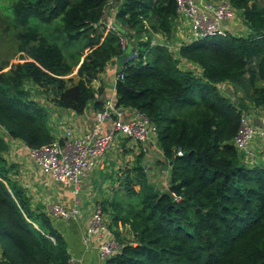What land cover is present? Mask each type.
Listing matches in <instances>:
<instances>
[{
    "label": "trees",
    "instance_id": "trees-1",
    "mask_svg": "<svg viewBox=\"0 0 264 264\" xmlns=\"http://www.w3.org/2000/svg\"><path fill=\"white\" fill-rule=\"evenodd\" d=\"M228 1L250 32L188 42L178 55L151 38L140 41L143 31L169 39L175 0H121L115 29L103 22L108 0L12 1L25 26L18 32L19 50L30 60L6 71L9 62L0 63V127L7 135L30 149L54 140L27 81L51 88L59 107L77 114L89 104L101 110L91 82L121 57L126 60L116 104L156 124L157 146L171 163L162 193L141 164L125 172L122 193L111 205L119 250L104 264H264V166L242 162L233 145L244 113L237 103L264 111V2ZM123 30L135 34L138 58L122 49ZM179 58L200 73L181 68ZM76 67L79 78L67 88L62 77ZM223 83L233 87L227 96ZM7 149L0 135V264H73L61 232L17 182ZM119 224L128 227L129 237Z\"/></svg>",
    "mask_w": 264,
    "mask_h": 264
},
{
    "label": "crops",
    "instance_id": "crops-1",
    "mask_svg": "<svg viewBox=\"0 0 264 264\" xmlns=\"http://www.w3.org/2000/svg\"><path fill=\"white\" fill-rule=\"evenodd\" d=\"M120 1L118 0L116 8ZM114 20V15H111L107 20V25H109L107 29L110 28L111 24L115 25ZM223 27L228 35L243 36L250 32L243 20L241 22L223 23ZM239 31L242 34H239ZM156 39H163V37L157 35ZM168 41H171L174 45L170 49L171 52L178 55L179 47L190 41L189 23L177 17ZM127 54L130 53L127 52ZM129 58L131 57L129 56ZM125 60L116 57L109 61L105 70L91 82V86L96 90V97L101 99L103 104L105 99L113 100L114 106L121 111L123 119H128L133 116L132 109L118 107L115 94V75L117 71L121 70ZM192 65L195 69L197 68L195 64L179 58L181 68H192ZM70 77H73V81ZM62 78L68 88L74 85L79 77L73 71ZM26 88L29 90V98L44 110L47 117V126L54 140L59 139L66 128H70L74 134L80 135L92 126L94 115L98 111L92 104H89L83 113L77 114L70 109L57 106L51 88L44 90L32 82L27 83ZM232 88L230 83L220 85L221 92L226 96L230 94ZM48 92L53 95L49 96ZM249 114L256 126H264V111L262 109L251 110ZM112 120V117H110L104 122L102 126L104 131L110 127ZM0 135L8 146L4 157L9 163L16 165L15 178L17 182L29 197L32 207L45 213L50 218L53 226L61 232L73 264H104L105 258L100 256L98 250L100 240L92 236L88 242H85L84 233L89 225L93 207L96 204L102 207L105 218L111 222L113 211L111 205L115 195H121L122 193L124 188L123 179L127 170H132L136 165L141 164L149 183L157 192H167L169 188L171 164L162 158L157 142L149 141L140 144L118 138L109 150L99 158L95 167L81 179L80 192L76 196L80 206V215L75 218L59 219L53 216L51 207L53 204H61L66 207L71 205L73 198L72 185L56 182L50 173L41 169L31 157L30 147L24 141L11 138L1 127ZM249 150L255 156L241 159V161L250 166H264V148L259 139L252 142ZM110 226L113 231L115 225L110 224ZM123 232L126 237H129L128 227Z\"/></svg>",
    "mask_w": 264,
    "mask_h": 264
},
{
    "label": "built area",
    "instance_id": "built-area-1",
    "mask_svg": "<svg viewBox=\"0 0 264 264\" xmlns=\"http://www.w3.org/2000/svg\"><path fill=\"white\" fill-rule=\"evenodd\" d=\"M175 3L177 17L189 23V42L207 37L226 36L227 31L224 29L223 23L235 22L239 19L238 12L228 0H175ZM113 15L115 14L113 13ZM110 28L115 29L114 24H111ZM118 35L121 47L125 50L127 40L121 31ZM157 35H161L163 39H156ZM152 44L163 45L168 49L172 48L171 41L169 42L160 33L154 34ZM133 54L135 55V53ZM122 78L121 70L117 71L115 85L117 80ZM131 109L133 116L123 119L121 111L114 106L113 100L105 99L103 108L94 115L92 126L82 134L76 135L72 129L66 128L59 139L40 148L30 149V155L37 165L50 173L56 182L72 185L71 205L66 207L61 204H53L51 211L54 217L69 219L80 215V206L76 196L80 192L81 179L109 150L115 136L122 135L123 138L140 144L149 141L157 142L156 124L136 109ZM110 117L113 119L111 125L104 131L102 126ZM256 139L260 140L264 148V126H256L250 114L243 113L237 133L233 138V145L241 159L255 156L249 147ZM177 154L181 155L182 153L178 151ZM179 199V197H175V200ZM110 223L105 218L102 207L96 204L84 233V241L88 242L92 236L97 237L100 240L98 250L102 258L110 257L119 250V244L111 232ZM121 228L122 226L119 224V229Z\"/></svg>",
    "mask_w": 264,
    "mask_h": 264
},
{
    "label": "rangeland",
    "instance_id": "rangeland-1",
    "mask_svg": "<svg viewBox=\"0 0 264 264\" xmlns=\"http://www.w3.org/2000/svg\"><path fill=\"white\" fill-rule=\"evenodd\" d=\"M12 1L13 0H0V63L3 61H8L9 65L8 67H6L4 69V71H6L8 68H10V66L12 64H17V63H22L25 61L30 60V58H28L27 54L25 51H20V45H22V42L20 41V39L18 38V32H22L23 28H25V26H22V22H20L18 19H16V14L15 12L12 10ZM109 4L106 8V12L103 18V22L105 23V26L107 28V20L111 17V15H113V13L115 14L116 12V5L118 3V0H108ZM258 2H264V0H256ZM115 8V9H114ZM239 16L238 20L239 22L242 21V17ZM115 24H118V22L116 20L113 21ZM54 26V25H53ZM120 29H122L121 27H119ZM245 28V27H244ZM243 28V29H244ZM141 39L140 41H142L143 43L148 41L150 38L151 40L153 39V36L149 37V32H141ZM239 34H242V32H238ZM121 34L125 36L126 40H127V45L125 48V51H127L128 53H131L130 56L135 53V55L133 54V56H131V58H138L137 52H138V45L136 43V37L135 34H130L129 32H126V30L121 31ZM131 37L133 39H131ZM152 43V42H151ZM171 44H173L171 42ZM174 47V45H172ZM140 54L143 51V46L140 47ZM67 52V50H66ZM187 69L190 70H194L199 74V70L192 65V68H188ZM77 69V67L75 68V70ZM74 70V73L76 72ZM70 79L73 81V77H70ZM28 83V81L26 82V84ZM261 83V81H257L256 85H259ZM48 95H53L51 92H48ZM234 99V98H233ZM118 138H123L122 135H117L114 137V141L115 142L116 139ZM125 139V138H124Z\"/></svg>",
    "mask_w": 264,
    "mask_h": 264
},
{
    "label": "water",
    "instance_id": "water-1",
    "mask_svg": "<svg viewBox=\"0 0 264 264\" xmlns=\"http://www.w3.org/2000/svg\"><path fill=\"white\" fill-rule=\"evenodd\" d=\"M99 23H101V22H99ZM99 23H98V24H99ZM237 107H238L239 109H241L246 115H249L250 111H249V109L247 108L246 105H244V104H242V103H237ZM170 164H171V163H170Z\"/></svg>",
    "mask_w": 264,
    "mask_h": 264
}]
</instances>
